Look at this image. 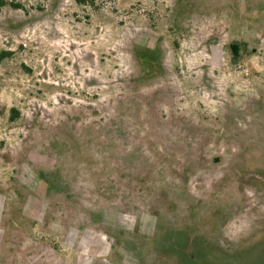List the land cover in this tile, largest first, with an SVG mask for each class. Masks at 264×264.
Returning a JSON list of instances; mask_svg holds the SVG:
<instances>
[{"label":"rangeland","instance_id":"rangeland-1","mask_svg":"<svg viewBox=\"0 0 264 264\" xmlns=\"http://www.w3.org/2000/svg\"><path fill=\"white\" fill-rule=\"evenodd\" d=\"M5 1L0 264H264V0Z\"/></svg>","mask_w":264,"mask_h":264},{"label":"trees","instance_id":"trees-1","mask_svg":"<svg viewBox=\"0 0 264 264\" xmlns=\"http://www.w3.org/2000/svg\"><path fill=\"white\" fill-rule=\"evenodd\" d=\"M77 1L83 2V0H77ZM5 4H7V1L0 0V5H5ZM9 4L15 8H21L22 7V5L20 3H17V2H10ZM233 49L235 52H237L238 47L236 45H233ZM3 54H5V53H3ZM3 54H2V56H4Z\"/></svg>","mask_w":264,"mask_h":264}]
</instances>
